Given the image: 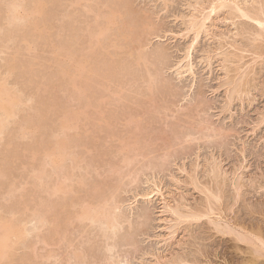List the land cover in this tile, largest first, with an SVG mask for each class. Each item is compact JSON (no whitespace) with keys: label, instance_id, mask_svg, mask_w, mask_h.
<instances>
[{"label":"rangeland","instance_id":"1","mask_svg":"<svg viewBox=\"0 0 264 264\" xmlns=\"http://www.w3.org/2000/svg\"><path fill=\"white\" fill-rule=\"evenodd\" d=\"M16 1L0 0V88L16 108L0 111V223L22 234L0 264L246 263L213 220L264 227V0L250 18L231 0L195 42L191 21L217 0ZM20 2L32 14L14 18ZM59 140L75 162L61 171L45 156ZM101 198L115 226L80 223Z\"/></svg>","mask_w":264,"mask_h":264},{"label":"bare ground","instance_id":"2","mask_svg":"<svg viewBox=\"0 0 264 264\" xmlns=\"http://www.w3.org/2000/svg\"><path fill=\"white\" fill-rule=\"evenodd\" d=\"M18 1V0H17ZM16 1V2H17ZM25 1V0H24ZM242 1H244V2H242ZM16 2H14V3H16ZM35 2V1H34ZM33 2V3H34ZM231 2V0H217V1H213V3H212V7H211V11L209 12V14H208V16L206 15V16H202L203 18H201L200 19V21H198V19L195 17V19H193L191 22H192V25L190 26L191 27V29H190V31L192 30L193 32H195L194 34H195V38L193 39L194 40V42L195 41H197L198 39H199V37H200V35L203 33V32H205L206 30H208V26H207V22L209 21V19H210V16H211V14H213V13H216L217 11H219V9H224L226 6H228L229 5V3ZM234 2V5H235V8H236V11L238 12V13H240L241 14V16L242 17H247V18H250V15H249V13H248V10H247V7H248V0H236V1H233ZM252 2L254 3L255 2V0H252ZM18 3V2H17ZM20 3H22V5L20 6V4H19V6L22 8V6L23 7H25L24 6V4H23V2H20ZM232 3V2H231ZM13 6H12V8L11 7H9V8H11V9H9L10 11H11V13H10V15L11 14H13L14 16H12V17H19L22 13L24 14H28V12H29V10H30V13H31V10L32 9H29V10H26V8H25V10L22 8V10H20V8H19V6H18V4H16V6H14V4H12ZM34 9L35 10H37V5H36V3H34ZM211 6V5H210ZM27 7V6H26ZM235 8H234V10H235ZM202 9V11H204L203 10V8H201ZM8 10V11H9ZM34 10V11H35ZM199 10V9H198ZM19 11H22V13L19 15ZM26 11H27V13H26ZM33 11V10H32ZM201 11V12H202ZM41 13V12H40ZM32 14V13H31ZM42 14V13H41ZM115 14H116V16H117V12L115 13L114 12V14H113V12H112V15L110 14L109 16H111V17H108V19H109V22H108V20H107V18H106V21H107V23H110V25H112L113 23H115V20H117V18H115ZM202 14H204V12H202ZM23 15H21V17H22ZM25 16V15H24ZM26 17V16H25ZM20 18V17H19ZM24 18V17H23ZM25 19H27V17L25 18ZM197 19V20H196ZM16 20V19H15ZM254 20L262 27V28H264V8H263V6H261L260 8H259V14L258 15H256V17L254 18ZM14 21V20H13ZM112 23V24H111ZM117 24V23H116ZM102 29V30H101ZM99 28L98 30L99 31H102V32H99L101 35H102V33H103V28ZM95 32V31H94ZM105 33V32H104ZM127 34H128V36L127 37H129V34H130V36H131V33L129 32H126ZM91 34L93 35V33L91 32ZM124 35H126V34H124ZM100 38L102 37V36H100V35H98ZM94 37V36H93ZM99 37L97 38V39H99ZM125 38H126V36H125ZM94 39H96V37L94 38ZM126 39H128V38H126ZM100 40V39H99ZM100 42H102L101 40H100ZM193 45V44H192ZM191 45V46H192ZM194 46V45H193ZM191 49V48H190ZM61 50H62V48H61ZM65 50V49H64ZM191 50L190 51H188V55L186 56L187 58H190L191 57ZM186 58V59H187ZM72 59V58H71ZM77 63H79L78 61H77ZM76 65H79L78 66V68H77V66H75V69L77 70V72L79 71V72H81V70L83 71V72H81V73H84V70H83V68H82V66H83V64L81 65V63L80 64H76ZM81 66V68H79ZM185 69H186V71L185 72H193L192 71V69H193V65L192 64H190V63H188L185 67H184ZM65 71V70H64ZM66 72V71H65ZM76 72V73H77ZM79 72L77 73V74H79ZM67 73V72H66ZM79 74L80 75V77L82 76V74ZM7 90L5 89V88H0V111H1V115L3 116V117H10V116H12V115H14L13 114V111L16 109H14L13 110V106L15 105H13V100L11 99V100H9V97L7 98V99H5L6 98V93H8V92H6ZM9 96V95H8ZM15 113V112H14ZM1 115H0V118H2L1 117ZM4 119V123H5V118H3ZM3 123V124H4ZM2 124V126H4ZM1 125V124H0ZM5 127V126H4ZM3 128V127H2ZM62 128H64V129H66L67 128V130L68 129H71V127H70V125H69V123H63V126H62ZM0 129H1V126H0ZM4 129V128H3ZM3 132V131H2ZM66 138H68V137H66ZM65 139V138H64ZM68 140V139H67ZM66 140V141H67ZM63 141V142H62ZM65 140H59V142L58 143H56V145H54L53 147H51L49 150H47L46 151V154H45V156L48 158V159H50V160H48L51 164H53L52 166H55V167H57V170H58V167H60V170L59 171H61V168L64 166L63 165V163L66 161V159L68 158V156L69 155H71L70 153L68 154L67 152L70 150L69 148H71L70 146H68L67 145V143H65L64 142ZM68 142V141H67ZM69 143V142H68ZM69 149V150H68ZM48 152V153H47ZM67 157V158H66ZM70 157H73V156H69V158ZM68 158V160H70ZM73 159H74V157H73ZM76 159V158H75ZM67 160V161H68ZM128 160V159H127ZM70 161H72L73 162V160H70ZM76 162H77V160H76ZM129 162V161H128ZM128 162H126L127 164H128ZM73 163H75V162H73ZM66 167V166H65ZM68 167V166H67ZM64 168H62V170H63ZM68 170H69V167L67 168ZM62 173H63V171H62ZM66 173V172H65ZM64 174V173H63ZM67 174V173H66ZM40 177V176H39ZM41 178V177H40ZM66 178H67V180H63V181H65L64 183H65V185H64V183L63 182H59V183H62V184H59V185H57V183H56V186L54 187V193H55V195H56V193L57 194H59L60 192H61V194L62 193H64V194H66L68 191H67V189H71V187L72 186H70L69 187V185L67 186L66 185V183H67V181L69 182L70 181V178L68 179V175H66ZM71 182H72V179H71ZM67 186V187H66ZM52 192H53V189L51 190ZM51 192V193H52ZM59 192V193H58ZM96 192V191H95ZM160 193H161V191H159ZM53 193V194H54ZM160 196H162V195H160ZM217 198V200H219L220 198H218V197H216ZM102 200V202H98V200H97V205H96V203H94V202H87V201H82V203L79 205L80 207L79 208H81V209H79V211L80 212H78L77 214H76V217L78 218V221L80 222V223H83V221L85 222V221H87V222H92V223H94V222H96V223H104V225H108V226H111L112 224L115 226V222H116V220L113 222V218H117L113 213V215L115 216H112L110 213L111 212H113V210L116 208L115 207V205H111L110 206V201L108 200V199H106L105 198V200L103 199V198H101L99 201H101ZM107 200V204L105 203L104 204V202ZM114 204V203H113ZM117 204V203H116ZM107 205H109V207H112L113 208V206L115 207V208H113V210H112V208H109L108 209V206ZM117 207H119L118 206V204L116 205ZM168 206V205H167ZM118 209V208H117ZM209 210L207 211L208 213L206 214V216H208V214H209V216L211 215V214H215V211H213V209L212 208H208ZM112 210V211H111ZM116 210V209H115ZM115 210H114V212H115ZM187 218H190V217H192L193 219H195V220H198V219H200L201 217H202V215H198V214H194V215H189V216H186ZM39 218V220H40V217H38ZM70 218V217H69ZM76 218V219H77ZM80 219V220H79ZM101 221V222H100ZM220 221H223V219L222 218H218L217 220H213V222L216 224V227H217V229H218V232L219 233H222L223 235H232V236H234V237H236V239L235 240H237L238 242H242V243H244V244H246V245H248L249 246V248H248V250H249V253H250V255H251V258L248 260V261H246V263H244V264H264V261H262V259H264V227H261L260 225L259 226H246V225H243L242 223H237V224H233V223H231V222H229V221H226V224H223L224 226H222V224L220 223L219 224V222ZM113 222V223H112ZM1 224V223H0ZM19 225V224H18ZM17 224L16 225H13V223L12 224H5V225H3V224H1L0 225V258H2L4 255H5V249L9 246L8 245V243H9V241H10V239L12 238V237H20L21 236V234H22V229H21V226H18ZM113 225H112V227H113ZM24 228V227H23ZM109 228H111V227H109Z\"/></svg>","mask_w":264,"mask_h":264}]
</instances>
